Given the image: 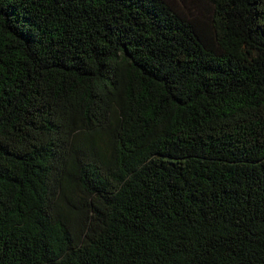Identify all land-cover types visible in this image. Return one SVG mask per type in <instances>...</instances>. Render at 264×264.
<instances>
[{"label": "trees", "instance_id": "trees-1", "mask_svg": "<svg viewBox=\"0 0 264 264\" xmlns=\"http://www.w3.org/2000/svg\"><path fill=\"white\" fill-rule=\"evenodd\" d=\"M0 264H264V0H0Z\"/></svg>", "mask_w": 264, "mask_h": 264}]
</instances>
